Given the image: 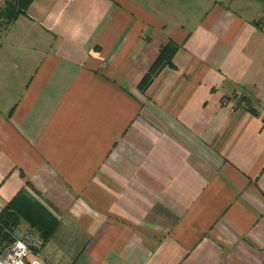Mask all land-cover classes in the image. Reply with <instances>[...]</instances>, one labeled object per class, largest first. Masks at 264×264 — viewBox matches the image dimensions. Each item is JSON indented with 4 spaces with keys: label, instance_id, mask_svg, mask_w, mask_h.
Listing matches in <instances>:
<instances>
[{
    "label": "crops",
    "instance_id": "0c3cea01",
    "mask_svg": "<svg viewBox=\"0 0 264 264\" xmlns=\"http://www.w3.org/2000/svg\"><path fill=\"white\" fill-rule=\"evenodd\" d=\"M10 1L0 212L39 263L264 264V0Z\"/></svg>",
    "mask_w": 264,
    "mask_h": 264
},
{
    "label": "trees",
    "instance_id": "16d2710c",
    "mask_svg": "<svg viewBox=\"0 0 264 264\" xmlns=\"http://www.w3.org/2000/svg\"><path fill=\"white\" fill-rule=\"evenodd\" d=\"M33 1L34 0H11L9 6L18 8L19 12H24ZM179 48L180 47L172 41L161 48L160 56L139 85L140 91L146 92L165 67H172L173 58L177 51H179ZM234 98L238 106L244 104L249 110H252L250 107L251 102L248 97L242 94L241 96L236 95ZM19 221V216L16 212L12 211L10 206L5 207L0 212V254H2L11 243V238L5 231L13 227H18Z\"/></svg>",
    "mask_w": 264,
    "mask_h": 264
},
{
    "label": "built area",
    "instance_id": "2783aa9c",
    "mask_svg": "<svg viewBox=\"0 0 264 264\" xmlns=\"http://www.w3.org/2000/svg\"><path fill=\"white\" fill-rule=\"evenodd\" d=\"M11 238L8 248L0 254V264H40L44 242L37 235L21 227L6 230Z\"/></svg>",
    "mask_w": 264,
    "mask_h": 264
}]
</instances>
